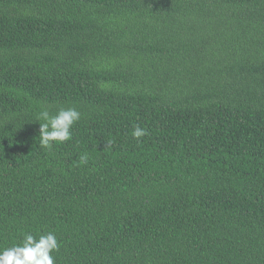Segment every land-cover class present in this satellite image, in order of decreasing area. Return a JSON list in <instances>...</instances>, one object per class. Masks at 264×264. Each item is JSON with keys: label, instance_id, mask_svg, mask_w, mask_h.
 Wrapping results in <instances>:
<instances>
[{"label": "trees", "instance_id": "1", "mask_svg": "<svg viewBox=\"0 0 264 264\" xmlns=\"http://www.w3.org/2000/svg\"><path fill=\"white\" fill-rule=\"evenodd\" d=\"M47 232L54 264H264V0H0V251Z\"/></svg>", "mask_w": 264, "mask_h": 264}, {"label": "clouds", "instance_id": "2", "mask_svg": "<svg viewBox=\"0 0 264 264\" xmlns=\"http://www.w3.org/2000/svg\"><path fill=\"white\" fill-rule=\"evenodd\" d=\"M41 147L51 150L54 144L64 143L71 139V129L81 119V113L74 107H61L55 114L43 110L37 117ZM147 135L146 129L134 126L132 136L136 139ZM88 156L81 155L80 162L87 163ZM60 248L53 232L36 236L25 233L19 244L0 251V264H54L52 253Z\"/></svg>", "mask_w": 264, "mask_h": 264}]
</instances>
